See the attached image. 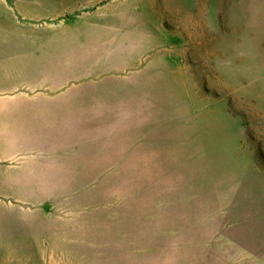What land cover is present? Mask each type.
I'll return each mask as SVG.
<instances>
[{"label": "rangeland", "instance_id": "374dc122", "mask_svg": "<svg viewBox=\"0 0 264 264\" xmlns=\"http://www.w3.org/2000/svg\"><path fill=\"white\" fill-rule=\"evenodd\" d=\"M0 264H264V0H0Z\"/></svg>", "mask_w": 264, "mask_h": 264}]
</instances>
